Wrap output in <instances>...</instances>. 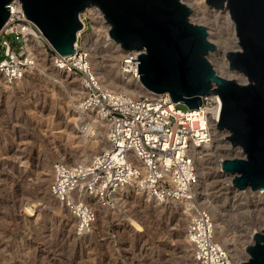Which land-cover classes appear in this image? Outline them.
Masks as SVG:
<instances>
[{"label": "rangeland", "instance_id": "1", "mask_svg": "<svg viewBox=\"0 0 264 264\" xmlns=\"http://www.w3.org/2000/svg\"><path fill=\"white\" fill-rule=\"evenodd\" d=\"M198 1L205 4L183 0L192 7L190 21L205 24L209 40L216 44L218 51L208 60L221 75L247 83L245 75L222 66L226 52L240 49L229 12L205 4L202 8L207 9L200 14ZM80 16L85 22L82 40L93 49V68L101 78L118 77L123 51L96 36L99 27L109 32L103 13L89 7ZM42 54L45 70L39 66L12 83L0 81V264H193L185 237L187 209L158 204L131 189H123L110 206L96 203L102 210L93 227L83 235L75 233L69 211L49 192L52 164L56 160L80 164L93 157L107 145V129L86 147L78 143L84 124L76 108L82 97L79 77L52 71L47 44ZM177 106L188 109L183 102ZM216 133V150L206 151L199 183L212 206L205 209L222 226L215 227L216 239L221 242L222 229L233 263L241 262L249 257L245 246L255 242L253 234L264 229V187L238 189L232 186L231 175L219 173L221 159L244 152L230 145L228 131ZM33 204L37 207L29 213L26 208ZM193 205L202 207L198 202Z\"/></svg>", "mask_w": 264, "mask_h": 264}, {"label": "built area", "instance_id": "2", "mask_svg": "<svg viewBox=\"0 0 264 264\" xmlns=\"http://www.w3.org/2000/svg\"><path fill=\"white\" fill-rule=\"evenodd\" d=\"M6 6L9 16L0 29V77L11 82L38 69L36 57L25 45L34 35L49 46V58L56 68L79 77L81 107L95 110L108 123V150L97 152L86 164L61 160L52 164L49 192L69 211L75 233L83 235L93 227L97 217L93 199L110 206L114 192L123 186L138 187L159 203H194L199 181L196 151L212 141L210 120L217 123L220 116L219 94L202 95L198 108L183 110L168 93L113 91L94 70L89 51L82 45V30L76 33L73 51L61 54L26 16L20 0H11ZM139 53L124 52L119 61L124 75L137 76L138 62L131 59H137ZM185 236L195 264H233L215 237V223L207 209L191 205Z\"/></svg>", "mask_w": 264, "mask_h": 264}, {"label": "water", "instance_id": "3", "mask_svg": "<svg viewBox=\"0 0 264 264\" xmlns=\"http://www.w3.org/2000/svg\"><path fill=\"white\" fill-rule=\"evenodd\" d=\"M11 0H0V29L9 16ZM231 12L240 49L226 52L229 67L243 72L247 83L218 73L205 57L216 44L205 35V24L187 19L191 6L180 0H20L61 54L73 51L76 33L83 31L81 12L97 6L110 24V35L126 50L140 51L138 73L155 93L198 108L201 96L218 93L222 107L218 129L228 131L230 145L244 156L225 157L219 173L232 176L238 189L264 187V0H207ZM8 7V8H7ZM246 245L248 259L239 264H264V229Z\"/></svg>", "mask_w": 264, "mask_h": 264}, {"label": "bare ground", "instance_id": "4", "mask_svg": "<svg viewBox=\"0 0 264 264\" xmlns=\"http://www.w3.org/2000/svg\"><path fill=\"white\" fill-rule=\"evenodd\" d=\"M180 1H183V0H180ZM191 1H194V0H191ZM195 4V2L193 3ZM198 6H196V11L200 14H204L205 10L207 9H204L202 7H204L203 5L207 4L208 6V9L209 8H212V9H215V10H220V11H228L229 12V15L231 17V12L229 10V8L225 5L226 4V1H223V6H220V5H215L211 2H208L207 0H205V4H204V1H198ZM195 6V5H194ZM89 7H94V9L96 8L99 12H101L100 8L97 7V6H87L86 8H89ZM211 9V10H212ZM193 11H192V8H191V11L187 14V19L190 21L189 19V16L192 15ZM104 17V16H103ZM232 21L234 22L233 18H231ZM104 23L108 26V29H110V24L106 21L105 17H104ZM234 24V28H235V23ZM37 25V24H36ZM38 26V25H37ZM205 26V25H204ZM39 27V26H38ZM205 29H207L205 27ZM207 31V30H206ZM235 31H236V28H235ZM43 33V32H42ZM96 36L97 37H102L103 40L107 43L111 42L114 44V47H116L117 49L119 48L121 51L126 52V50L121 46V43L120 42H116L114 40V38L110 35V32H107V31H104L102 27H99L97 30H96ZM109 34V35H108ZM44 35V34H43ZM237 35V34H236ZM45 36V35H44ZM84 36V35H83ZM87 38V36H85ZM205 37L209 40L210 38V35H209V32L207 31V34L205 35ZM238 37V36H237ZM47 39V38H46ZM48 41V39H47ZM49 42V41H48ZM50 43V42H49ZM26 47L29 51V53L33 54L34 57H36V64H37V68H39V66L41 67L40 69L41 70H45V68H43L45 65H44V55L42 54L43 50H44V45L43 43L34 35H30L27 39H26ZM82 45L88 49L89 51V54H90V57H91V52L93 51L92 47H91V44H89L88 41L86 40H82ZM111 47L109 48L108 51H110ZM116 49V50H117ZM123 49V50H122ZM119 50V51H120ZM217 47L215 46L213 49H207V53H205V57L207 58L211 53L213 52H217ZM43 57V58H42ZM115 58V57H114ZM138 59V57H137ZM208 60V58H207ZM209 61V60H208ZM51 62V67H52V71L55 73V74H58V75H64V71L58 69L55 67V65L53 64L52 61ZM137 62H139L137 60ZM210 62V61H209ZM222 66H226L227 65V70L228 71H233V72H239L243 75H245L247 77L246 74H244L243 72L241 71H238L237 69L235 68H231L229 67V60H228V57H226V62H222ZM138 65V64H137ZM212 65V64H211ZM213 67V65H212ZM214 68V67H213ZM95 70V69H94ZM96 73L98 74V72L96 71ZM66 74H69V73H66ZM72 75V74H70ZM99 75V74H98ZM115 75H117L118 77H114L110 74H108V78L105 77L104 78H101V76L99 75L100 79L102 80L103 83L105 82H108V85L106 87H109V88H112L114 91H122V92H126V93H129V94H132V95H135V90L136 89H139L140 91H144L143 93H146L148 91H150L145 85L144 83L142 82V80L140 79V73L137 74V76H133V75H124L121 70H120V66H119V70H117L115 72ZM0 80L1 82H8V83H12L13 81H16V80H19L21 78H17L11 82L7 81L6 79H4L3 77H0ZM248 79V77H247ZM118 82L119 84H116L114 82ZM152 92V91H151ZM81 93L83 94V89L81 88ZM168 93V92H167ZM169 94V93H168ZM79 114H80V120H83L84 118V121H82L81 124H83L82 126V131H81V136H79L78 140L79 142L78 143H82L83 144V147H86L90 141V139H94L96 137H99V135L101 134V130L103 128H106L108 130V123L102 118L99 116V114L95 111V110H92V109H83L81 107V104L78 103V106L76 107ZM85 116V117H83ZM218 121H219V116H218ZM217 121V122H218ZM210 125L212 127V141L206 145L205 147H202V148H199L197 149L196 153H197V156H196V161H197V164H198V172H199V176H200V165H201V162L202 160L204 159L205 157V154H208L209 152V149H210V152L211 154L213 152H215L216 150V145H215V139L217 138L218 134L216 133L217 130H221V129H218L217 128V123H214L210 120ZM224 130V129H222ZM107 142H108V139H107ZM110 147V144L109 142L107 143V145H105L102 150H108ZM241 148V147H240ZM208 151V152H206ZM94 157V156H93ZM93 157H90L88 160L86 161H81L80 164H86L88 163L90 160H92ZM53 173V171H52ZM199 180H200V183H201V176L199 177ZM199 183V181L197 182V185H196V201L195 202H198L199 204H202V207L203 208H207L209 210L212 209V206L209 202V200L207 199V193H205V190H201V184ZM250 187V186H249ZM251 188V187H250ZM123 189H131V190H134V191H138V192H141L142 194H145V192H143L141 189H139L138 187H135V186H123L119 189H117L114 194H113V200L114 202L115 201H118V196L121 194V191ZM264 195V194H263ZM147 196V195H146ZM262 196V195H261ZM260 196V197H261ZM259 197V198H260ZM150 198L147 196V199ZM151 200H153L154 202L158 203V204H177V205H181L183 208H185V211L187 209V214H190V211H191V205L193 204L192 202L190 201H187V200H179V201H174V200H169L167 202H164V203H159L157 201H155L154 199L150 198ZM233 202L235 201V199L232 200ZM99 202V199H93L92 201V204L93 206ZM100 203V202H99ZM35 204H33V206H27L26 210L29 212V213H33L34 211V206ZM100 206H103L101 203L99 204ZM37 207V206H36ZM94 208L96 209L97 208V205L94 206ZM99 209H96V212H101L102 210V207H98ZM33 215V214H32ZM189 216V215H188ZM97 219V217H96ZM74 220V219H73ZM96 222V221H95ZM94 222V224H95ZM218 223V222H217ZM215 224V227H220L221 224ZM222 227V226H221ZM220 234L222 235L221 236V242L222 244L224 245V247L227 249L228 253L232 256L231 254V250H229L227 248V239L224 238V233H223V230L221 229L220 230ZM186 237V236H185ZM187 240V238H186ZM187 243L189 245V248L192 252V246L191 244L188 242L187 240ZM192 261H193V264H195V261L193 260L192 258ZM240 262H235L233 264H239Z\"/></svg>", "mask_w": 264, "mask_h": 264}]
</instances>
